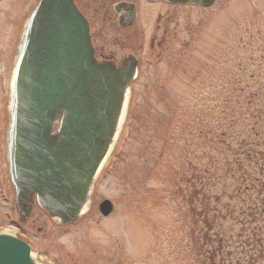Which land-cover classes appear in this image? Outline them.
Masks as SVG:
<instances>
[{
  "label": "rangeland",
  "instance_id": "374dc122",
  "mask_svg": "<svg viewBox=\"0 0 264 264\" xmlns=\"http://www.w3.org/2000/svg\"><path fill=\"white\" fill-rule=\"evenodd\" d=\"M36 2H0V230L56 264H264V0L139 4L143 48L119 136L89 210L64 226L37 205L18 221L5 156L6 86Z\"/></svg>",
  "mask_w": 264,
  "mask_h": 264
},
{
  "label": "water",
  "instance_id": "95a60500",
  "mask_svg": "<svg viewBox=\"0 0 264 264\" xmlns=\"http://www.w3.org/2000/svg\"><path fill=\"white\" fill-rule=\"evenodd\" d=\"M136 76L134 56H124L118 65L95 59L88 22L73 0H39L33 7L15 53L6 130L20 222L32 216L35 201L60 225L75 223L87 212ZM100 210L108 216L113 203L104 200ZM0 264L49 263L36 258L23 239L0 233Z\"/></svg>",
  "mask_w": 264,
  "mask_h": 264
},
{
  "label": "flooded vegetation",
  "instance_id": "af4514ba",
  "mask_svg": "<svg viewBox=\"0 0 264 264\" xmlns=\"http://www.w3.org/2000/svg\"><path fill=\"white\" fill-rule=\"evenodd\" d=\"M89 23L91 42L94 54L98 60L118 63L125 54H132L139 58V50L143 48V28L140 24L141 10L139 4L153 7L159 2L176 5L167 0H74ZM123 3L125 6L114 11V5ZM96 5V6H95ZM184 5L186 4H178ZM148 7V8H149ZM151 9V8H150ZM172 15L170 9L165 13ZM100 16L99 24L95 19ZM159 20V13L155 15ZM144 27V26H143ZM112 29V30H110ZM156 38L151 40L153 48ZM120 52V54H118ZM139 59V63H140Z\"/></svg>",
  "mask_w": 264,
  "mask_h": 264
},
{
  "label": "trees",
  "instance_id": "16d2710c",
  "mask_svg": "<svg viewBox=\"0 0 264 264\" xmlns=\"http://www.w3.org/2000/svg\"><path fill=\"white\" fill-rule=\"evenodd\" d=\"M255 134H259V135H261L262 133L261 132H255ZM238 162V161H237ZM251 237H252V235H251ZM258 246L260 247V245L258 244ZM257 253H259V251H257Z\"/></svg>",
  "mask_w": 264,
  "mask_h": 264
}]
</instances>
